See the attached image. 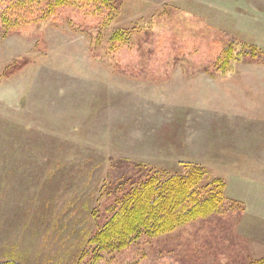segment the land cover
<instances>
[{
  "label": "rangeland",
  "instance_id": "374dc122",
  "mask_svg": "<svg viewBox=\"0 0 264 264\" xmlns=\"http://www.w3.org/2000/svg\"><path fill=\"white\" fill-rule=\"evenodd\" d=\"M119 5L101 40L131 28L118 53L90 57L92 18L73 11L0 31V260L251 264L264 256V0ZM223 32L262 58L213 73ZM189 162L221 177L236 205L95 261L82 252L107 217L106 185L119 192L118 165L128 184L135 163L183 173Z\"/></svg>",
  "mask_w": 264,
  "mask_h": 264
},
{
  "label": "trees",
  "instance_id": "16d2710c",
  "mask_svg": "<svg viewBox=\"0 0 264 264\" xmlns=\"http://www.w3.org/2000/svg\"><path fill=\"white\" fill-rule=\"evenodd\" d=\"M68 11L92 18L87 30L91 39L88 46L90 57L98 56L100 50L118 53L122 45H129L132 29L128 27L112 29L106 42L101 43L106 29L120 14L119 0H0V31L3 36L13 35L28 25H40L47 20L59 22L61 16L68 19ZM75 23L80 25V21ZM228 33L223 32L226 42L210 64L211 71L220 76L232 72L236 63L257 61L263 56L255 46L239 44ZM18 69L16 65L12 71ZM121 165L110 174L119 183V192L113 196L111 185H106L110 190L107 192L110 198L107 217L94 232L85 236L82 243V252H90L94 261L103 252L125 249L141 236L165 234L185 223L236 205L231 202L235 200L226 196L225 181L221 177L210 178L199 164L183 163L185 172L169 173L151 166L139 167L135 163V174L139 176L133 180L128 178V184L125 173L129 169ZM228 200L230 202L226 204ZM0 264L21 263L9 258L0 260ZM251 264H264V256Z\"/></svg>",
  "mask_w": 264,
  "mask_h": 264
}]
</instances>
